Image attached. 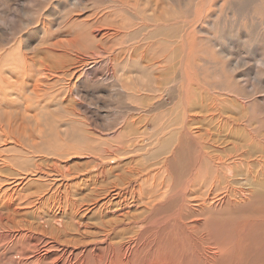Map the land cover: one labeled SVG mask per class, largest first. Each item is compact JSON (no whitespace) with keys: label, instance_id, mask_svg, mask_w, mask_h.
Returning a JSON list of instances; mask_svg holds the SVG:
<instances>
[{"label":"rangeland","instance_id":"rangeland-1","mask_svg":"<svg viewBox=\"0 0 264 264\" xmlns=\"http://www.w3.org/2000/svg\"><path fill=\"white\" fill-rule=\"evenodd\" d=\"M0 75V191L35 178V163L85 175L131 162L185 194L144 224L178 235L169 220L186 210L187 182L220 177L213 198L226 203L184 212L201 221L194 249L202 264H264V0H0ZM37 80L51 84L42 96ZM24 243L0 242V264H19Z\"/></svg>","mask_w":264,"mask_h":264},{"label":"bare ground","instance_id":"bare-ground-1","mask_svg":"<svg viewBox=\"0 0 264 264\" xmlns=\"http://www.w3.org/2000/svg\"><path fill=\"white\" fill-rule=\"evenodd\" d=\"M153 14L155 15V13ZM93 33L99 36L102 34V30L101 28L96 27V29L93 30ZM97 36L95 38H97ZM182 47L184 50V43H182ZM9 54L10 56L8 60L11 63V59L14 58L15 55H11V52ZM23 57L24 56L21 58ZM184 60L186 61V59ZM47 67L49 66L45 65L43 70H46ZM58 67L59 65L57 68ZM10 72L11 70L9 73ZM35 74L37 73L35 72ZM56 74L58 73L56 72ZM47 77L48 75L46 74V79ZM34 78L35 77H33V79ZM16 79L19 81L18 77ZM6 82L8 81L3 80L4 85L7 84ZM26 84L28 85V82ZM26 84L22 85L23 88L26 87ZM51 84L55 83L53 82ZM48 85L49 84L45 83V81H42L41 83L38 81V83H34L31 92H33L32 94L39 96L40 92H43L45 89L42 86L47 87ZM50 85L49 87L51 88ZM30 96L31 95H29V97ZM50 98L52 100V96ZM32 100L33 99L29 102L30 105L35 104L33 101H36V99L34 98V100ZM50 104H52V102ZM33 106L34 105H32V107ZM6 122L4 121L3 124L6 125ZM3 128L2 131L4 133ZM3 133L2 135L5 136ZM210 134V132H207V135ZM2 135L1 137H3ZM5 139H7V137ZM1 143L5 144L3 142ZM30 158L32 157L30 156ZM215 163L218 165H227V162L223 161L221 158H216ZM103 164L105 166L102 168V164L100 163L94 165L92 168L90 167L91 170H87L88 172L85 175H73L68 169L67 172H61L62 170L59 166L51 167V165L47 164V169H45L43 166L44 164L41 162L40 164L35 163L34 169L30 170L32 173L31 175L35 176V178L27 179V177H21L17 182V185L19 186H13L10 188V192H4L3 190L0 191V228L8 229L7 232L0 235V242L10 241L15 243V241L18 240L19 243L25 242L28 244L27 253L24 258L19 260V264H202V251H197L193 247L194 242H198L199 245L201 221L196 219L191 225L188 224L184 219V212L189 211L195 214V218H198L197 215L201 211L205 209H216V203H219V205L226 203L228 197L230 199V196L223 200H218L219 202L213 198L216 191L220 189V177H215L210 183L209 181L205 183L206 179H202L201 182L199 179L187 182L186 192L192 195V197L187 200L186 210L179 211V213L174 216V219H168L170 225H175L180 230V233L175 235L173 233H168V226L166 227L161 223H159L158 226L150 224L144 226V224L148 220L151 222L153 219L159 220V211L165 206V201H167L166 205L174 202L178 203V201H181L182 205H184L185 194H174L173 196L169 184L165 181H160L156 175H151L147 170L145 171L138 165H130L131 162L130 164L126 162H116L111 166L107 165L106 162H103ZM8 166L11 167L10 165ZM95 167H100V169L96 174L92 175L91 173L94 171ZM23 181H26V183L20 188ZM257 181L260 182L259 179ZM44 183L45 185H43ZM38 184H42V189L41 191H38L36 197H34V193L21 194L23 193L21 191L30 192L31 190H35ZM17 190L20 191L18 192ZM206 191L211 192V194H207ZM220 197H223V195L217 196V198ZM189 204L191 205V208L188 206ZM21 205L27 206L22 209ZM85 212H88V215H86ZM83 213H85L84 218H82ZM87 220L90 221L87 222ZM173 220L174 222H172ZM209 232L212 234L213 240L217 241V233L212 230H209ZM100 235H105V237L101 238ZM102 239H104V242L100 243ZM94 242L97 245H94ZM101 244L105 245L100 246ZM214 246L217 248L219 254H224L228 251L225 244H221L219 241H217ZM53 251L54 253L49 255ZM204 257L207 259L210 256L205 252ZM224 260L225 258L221 256V262H224ZM206 262H208V260H206Z\"/></svg>","mask_w":264,"mask_h":264}]
</instances>
